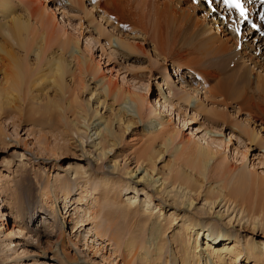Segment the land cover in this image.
<instances>
[{"label": "bare ground", "instance_id": "1", "mask_svg": "<svg viewBox=\"0 0 264 264\" xmlns=\"http://www.w3.org/2000/svg\"><path fill=\"white\" fill-rule=\"evenodd\" d=\"M46 1L0 0V118H12L14 122L15 119L23 121L28 116L38 125L56 131L63 124L71 139L79 131V124L85 125L86 129L95 128L100 141L93 145L94 148L82 147L84 136L72 141L77 142L74 146H81L82 149L81 161L71 165V168L74 177L80 178L85 185H90L92 181L94 190H102L99 193L103 202H99L102 208L98 214L94 211L79 215L81 209L77 207L75 217H72V220L75 219L73 223L79 225L83 224L84 215L87 216L86 221L99 218L90 232L93 236L90 241L99 242L100 247H96L101 250L99 256L103 258L102 262L97 263L107 264L110 255L104 256L103 249L110 246L115 257L121 255V264H235L242 258L245 259L244 264H264V213L260 211L262 209L255 212V205L241 195L243 193L237 181L249 182L243 165L231 167L218 160L222 153L217 148L221 144L217 138H206L207 134L210 135L207 132L198 142L188 146L191 159H176L165 170L157 168L156 164L165 152H171L176 158L177 153L186 150V147L182 141L174 144L179 134L156 108L151 111L149 123L148 119H144L146 116H142L143 108L150 99L148 95L134 90L136 83H143L134 81V77L141 79L143 74L136 73L131 77L135 82L130 84L128 81L131 90L100 77L96 88L89 91L87 100H80L79 94L89 87L81 75L93 77L95 69L89 65L80 49L79 32L74 35L65 28L61 30V27H66L65 24L56 30L44 25L42 14L52 18L50 12L53 15L56 12V8L48 5L49 2L46 4ZM67 1L66 6L56 10L60 8L63 13L67 8L77 7L90 16L92 22L97 16L104 22L113 20V30L117 32L111 36L107 33L110 36V39L107 36L109 44L113 38L125 50L136 49L134 53L137 54L142 50L146 54L144 47L131 38L142 35L144 42L151 43L154 53L147 50L150 73L156 65V71L162 67L165 74L167 61H170L174 72L180 75L179 87L175 83L168 84L169 90L176 91L172 95L177 103L185 102L188 106L194 102L195 108L207 112L213 121L223 118L224 122L226 112H220L216 107L207 109L198 92L207 91L213 103L222 105L233 98L234 101L243 98L237 104V109L251 114L249 118L238 121L239 129L249 136L250 142L261 141L258 130L250 122L259 119L261 128H264V42L252 41L246 34L245 41L236 50V37L222 21L229 20L230 15H224L225 9L215 5L214 0L212 7H209L207 0H92L90 6L84 0ZM212 8L216 11H212ZM120 25L127 31L125 34ZM97 30H101L100 26ZM103 31L106 32V29ZM136 31H140L141 35ZM131 33L134 34L129 35ZM92 39L87 37V42L91 43ZM254 51L262 57H256ZM127 58L132 62L142 61L139 57ZM157 58H161V62ZM238 59L243 62L242 66H236ZM225 60L227 63L233 62V71L226 77L222 74L219 76L216 65L218 62L223 64ZM201 62H206L205 67ZM199 65L204 69H200ZM181 68L187 69V76L190 75L188 80L179 71ZM192 72L200 78L194 86L190 83ZM96 90L104 94L102 99H92ZM48 91H52L53 95H49ZM67 94L72 97L68 104L65 100ZM160 95L163 96V92ZM106 97L118 101L122 111L130 110L136 116V122H143L148 129L157 131L156 138L161 134L159 147L155 146V141L149 142L130 160L119 155L116 158L108 157V153L115 152L113 146L117 147L124 141V133L132 130L135 121L133 117L124 119L125 115L119 111L111 113L112 117L108 118L100 111L101 108L112 107L111 103H106ZM247 102L251 110L244 108ZM67 110L72 112L73 119H67ZM187 120L185 117L181 119L182 126ZM212 129L221 130L213 126ZM2 136L0 127V141ZM153 136L150 135L151 138ZM109 161L112 162L109 164ZM226 167H229L230 173ZM104 169L116 176L105 174ZM127 180L141 187L132 186ZM116 185L120 189L123 185L133 189V194L125 193L117 202L116 197L108 195L109 190L120 194L121 190H117ZM139 192L144 194V198L138 197ZM52 210L55 212L54 207ZM55 216H58L57 213ZM204 231L205 235L215 240L214 243L221 239L224 242L221 246L209 245L206 239L201 242ZM246 233L256 235L258 241L255 242L252 235L246 236ZM51 234L42 233L46 240ZM62 238L53 240L51 245L58 248L68 264L76 263L75 255L70 254ZM72 244L76 247L77 243ZM229 247L234 248L232 252L220 253ZM97 253L92 252V257H97Z\"/></svg>", "mask_w": 264, "mask_h": 264}, {"label": "rangeland", "instance_id": "2", "mask_svg": "<svg viewBox=\"0 0 264 264\" xmlns=\"http://www.w3.org/2000/svg\"><path fill=\"white\" fill-rule=\"evenodd\" d=\"M49 3L50 4L46 2V4L51 6L54 4L51 2ZM89 4L92 5L91 2ZM56 6L57 5H53L52 7L57 9L58 7L66 6V4ZM205 6L208 8L206 4ZM56 9L54 15L50 12L52 18L42 14L41 17L44 25L50 26L52 29L56 30L58 27L64 26L65 24L66 27H61V30L65 28L74 35H78L77 33L79 32L80 49L89 61V65L95 69L93 77L87 74L81 75V77H85L84 79L89 84V87L88 90H84L79 94V97L81 96L80 100H87L90 95L89 91L96 88L98 84L97 80L100 77H103V80L117 82L119 85H122L125 90H131V86L127 84L128 81L130 84L135 83V80L141 81V83L143 82L142 84L136 83L134 86L135 89L132 88L143 95H148L150 99L149 104L143 108L144 113L142 116H146L144 119H148L149 123V119L152 117L151 111L156 108L161 112L162 118L164 120H169L171 125L174 126L175 130L178 132L179 137L174 144L178 141H182L183 145L186 147V150H181L177 153L176 158H174L171 152H165L163 158L157 162L156 167L165 170L166 166L175 162L176 159L190 158L188 146L198 142L199 138L204 137L205 133L208 132L210 135L207 134L206 138H217L216 140L221 144V147L219 146L217 148L222 153L218 160H222V162L227 163V165L231 167H241L243 165L245 171L248 173L249 182L243 183L237 181L240 183L239 189L243 193L241 195H245L248 202L250 201L249 203L255 205V212L262 209L260 211L264 213V128H261L259 119H254V122H250L251 126H255L256 130H258V135L261 138V141L255 140L253 142H250L248 140L249 136L239 129L240 123L238 121L242 120L244 117L249 118L251 114L249 111H241L240 108L237 109V104H239L243 98L239 97L234 101V96H232L233 99L227 101L228 103H226V105H222L218 102L215 104L212 102L213 98L207 94V91H204V93L203 90H200V92H198V97L200 96L201 100H203V105L206 103L205 106L207 109L216 107V109L219 108L218 111L220 110V112L223 113L226 112L224 117L225 123L223 122V118L213 121V118L209 117L207 112H200L198 108H195L194 102H191L189 105L187 103L188 106H186L185 102L177 103L175 97L172 95L176 91L169 90L168 88V84L173 83L179 87V79L177 81L171 79L173 74L170 72V69L174 72V68H172L170 61H167V72L165 71V74H163L164 71L161 70L162 67H159V65H157V67L160 68L158 70L161 72L156 71L155 65L153 66L154 68H152L153 71L150 73L148 70V63L150 62L147 50L154 53L153 46L151 43L143 41L140 31H136L137 34L141 35L140 38L135 37L131 39L136 40L135 42H138L142 48L144 47L143 51H145L147 55L144 54L142 50L140 51V49L138 50V52L140 51L138 54L134 53L136 49L125 50V48L118 46L113 38L111 44H109V37L117 32L113 30L112 20H109L110 23L104 22L99 20L100 17L97 16V19L92 22L90 16H86L85 13L77 7H71L69 10L67 8L63 13L61 12L62 9ZM92 11L94 12V10ZM62 14L64 16H62ZM219 21L221 22L220 19ZM98 23L104 28H102L100 24L97 26ZM99 26L101 30H97ZM119 27L121 31H124V34L127 32L123 30L121 25ZM74 29H76V31H74ZM104 29H106V32L103 31ZM107 33H109L110 36H108L109 34ZM133 34L134 33H131L129 35ZM87 37L90 39L93 38L91 43L87 42ZM259 43L261 42L259 41ZM124 55L139 57L142 61L132 62L130 58ZM255 56L259 58L262 57V55ZM30 58H32V56H30ZM160 59L161 58H157L159 62H161ZM239 60L240 59L236 60V62L238 61V63L235 62V64H238L236 66H242L243 62L241 63V60ZM226 61L227 60H225L223 64L218 62V65H216L217 67H214L216 71L219 69L218 71L221 72L218 73L219 76L222 74L226 77L233 71L234 66H231L233 62L227 63ZM201 64L205 67L206 62H201ZM245 64H247V62H245ZM200 66L201 65L198 67L203 70L204 68ZM136 73H142L143 77H141V79L134 77V81H132L131 77ZM162 74L165 77L162 76ZM175 76L180 75L176 72ZM189 78L190 75L187 76L186 79L188 80ZM160 92H163L164 97L160 95ZM95 93L96 95H94L92 99L97 100L98 98L102 99L104 97V94L100 90H96ZM48 94L51 96L53 95L52 91H48ZM65 97V100H67L66 103L68 104V100L70 101L72 97H70V94L65 95ZM105 99L107 104H112V107L101 108L100 111L104 112L108 118L112 117L111 113L116 114V111H119L120 114L125 115L124 119L126 117H133L135 121L132 125V130L129 133H124V141L117 147L114 145L113 152H115L108 153V157L116 158V156L119 155V157H126L130 160L134 154H137L138 151L140 152L143 149L142 147L148 145L149 142L155 141V146L157 148L159 147L160 131L159 137L156 138V134H158L157 131L148 129L147 125L143 124V122H136L137 118L130 110L126 109L127 111H122L123 109L118 105V101H114L110 97H106ZM170 100L173 101L169 103ZM72 104L75 105L73 102ZM249 107L252 108L247 102L244 108L251 110ZM67 112V119H73L74 115H72V112L69 110H67ZM184 117L188 120L185 126H182L181 119ZM28 119L31 118L26 116L23 121L15 119V124H13L12 118H0V127L3 133L1 137L2 140L0 141V264H68L64 256L59 253L60 251L58 252V248L51 245L53 240H60L62 236V241L67 243V245L63 244L70 254L73 256L75 255L74 257L77 259V262L73 264H78L79 262L81 264H98L97 262L103 261V258L99 256L101 250H98V247H100L98 244L99 242L90 241V237H93L90 232L94 223L99 221V218L97 220L90 218L86 221L85 217L87 216L84 215L83 224L79 225V223H73L75 219L72 220V217H75V212L78 209L77 207L81 209V211H78V213H80L79 215L94 211L98 214L102 208L99 203L103 202L100 196L102 190H94L92 181L90 185H85L86 183L80 181V178L74 177V171L72 172L71 165L81 161L79 158L81 157L80 153L82 147L85 149H92L100 141V138H98L97 133L94 131L95 128L86 129V126L83 124H79L80 129L77 131L78 135L74 134L73 139H71L68 138L70 135L67 133L68 130H65L66 127L64 128L63 124L59 129L60 131L54 129L55 132L51 127L40 126L32 119L30 121ZM212 126L217 127V129L220 128L221 130L216 131L212 129ZM61 128L64 130L61 131ZM153 134L155 136H153ZM150 135L153 136L154 139L153 137L151 138ZM76 136H84L82 147H78L77 145L74 146L77 142L74 141L73 143L72 141L79 139V137L77 138ZM179 138H181V140H178ZM65 139L68 142H66ZM70 139L71 141H69ZM201 143H203V141ZM242 145L246 147L244 148ZM169 149L170 151L173 150L172 148ZM82 162L84 163L85 160ZM111 162L109 161V164ZM129 164L133 165V163ZM228 168L229 167H226V170L230 173ZM103 171H105V174L116 176L115 174L108 173L106 169ZM128 182L132 186L138 187L137 184L131 181ZM140 187L141 186L138 188ZM116 188L117 190H121L120 194H114L109 190L110 192L108 195L109 197H116L117 202L122 199L123 194H130L133 191V189H128V187L126 188L124 185L121 189L116 185ZM85 189H87L86 192L83 191ZM131 194H133V192ZM138 197L142 199L144 198V194L139 192ZM94 201L97 202L95 203ZM53 207L55 208V212L52 210ZM56 213L59 217L55 216ZM41 224L44 225L42 226ZM39 230H41V232L36 233V231L39 232ZM60 232H62V235H60ZM42 233H52L47 239L50 240L49 242L44 238ZM205 234L206 231L201 234L203 235L201 242H204L206 239L209 245L212 244L217 246H221V243L224 242V239H221V241L214 243L215 240H212L210 236H207L208 234ZM241 234H245V232H241ZM246 234L248 237L252 235V233ZM252 236L255 237V242L258 241L256 235ZM86 238H88L87 243ZM73 242L77 243L75 245L76 247L72 244ZM58 244L59 242L56 246H58ZM233 249L234 248L229 247L222 252L220 251V253L232 252ZM110 250V246H106V248L103 249L104 256L110 255V260L109 258L107 259V264H121V255L115 257V254H112ZM92 252H98L96 255L97 257H92ZM244 263L245 259L242 258L241 261L235 264Z\"/></svg>", "mask_w": 264, "mask_h": 264}, {"label": "snow or ice", "instance_id": "3", "mask_svg": "<svg viewBox=\"0 0 264 264\" xmlns=\"http://www.w3.org/2000/svg\"><path fill=\"white\" fill-rule=\"evenodd\" d=\"M207 2H208L209 7H212L213 0H207ZM222 3H223V7L228 12H232L234 10L242 18V21L247 20V9L244 7V0H222ZM212 11H216V9L212 8ZM261 19H264V15L261 16ZM253 27H256V26L253 25ZM236 31L237 33H239V29H237Z\"/></svg>", "mask_w": 264, "mask_h": 264}]
</instances>
